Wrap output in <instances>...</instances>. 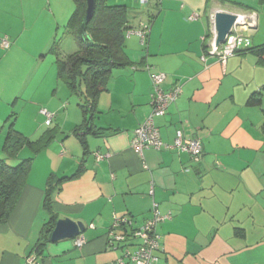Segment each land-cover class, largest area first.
<instances>
[{"label": "crops", "instance_id": "0c3cea01", "mask_svg": "<svg viewBox=\"0 0 264 264\" xmlns=\"http://www.w3.org/2000/svg\"><path fill=\"white\" fill-rule=\"evenodd\" d=\"M141 5L146 16L139 17L134 30L150 22L149 33L145 43L131 30L126 34L130 64L113 69L98 97L93 124L102 129L99 134L73 133L82 113L62 89L56 68L51 79L61 91L50 97L28 91L31 79L21 96L14 85L0 89V158L8 163L29 154L26 146L15 157L5 154L7 122L31 140L51 125L35 124L45 119L41 109L52 111L56 123L54 137L33 155L21 194L0 222V264H26L37 245L39 264H112L122 256L120 248L107 243L113 215L127 214L132 226H140L150 218L153 203L164 216L156 226V264H264V49L221 61L210 47L216 10L255 11L251 43L264 45V0H161L151 11ZM74 6L73 0H0V37L10 41L8 48L0 47V67L8 78L19 66L31 67L33 51L41 55L49 44L48 39L35 42L33 35L52 24L65 27ZM191 14L196 18L190 20ZM25 34L30 35L26 43ZM154 70L166 74L164 89L181 86L167 111L153 116L160 138L170 145L178 130L197 137L202 145L198 161L177 148H146L139 155L130 145L133 129L152 110ZM48 72H34L36 86ZM254 92L260 103L249 105ZM22 116L26 125L18 124ZM95 152L104 157L96 159ZM50 176L57 219L69 217L85 226L80 246L73 238L44 240L48 213L42 200ZM125 264L134 263L126 259Z\"/></svg>", "mask_w": 264, "mask_h": 264}, {"label": "trees", "instance_id": "16d2710c", "mask_svg": "<svg viewBox=\"0 0 264 264\" xmlns=\"http://www.w3.org/2000/svg\"><path fill=\"white\" fill-rule=\"evenodd\" d=\"M73 1L74 10L65 25V31L75 36L77 50L59 56V45L56 43L57 41H53L50 52L56 56L58 78L79 98L77 104L82 113V121L74 128L73 133L77 135L78 132L83 131L99 134L102 129L93 124V117L98 112V97L101 92L107 90L113 69L130 64L124 51L126 34L132 29L130 10L125 5H108L106 0H96L91 18L82 24L86 1ZM87 34L89 38L86 36ZM262 49H264V45L260 47L251 45L239 52L258 53ZM259 103V92L252 93L247 99L249 105ZM262 109L264 114V107ZM9 123L2 143V149L8 157H15L19 150L25 146L30 147L36 153L43 149L55 135L51 134L52 131H45L41 137L31 140L16 130L12 122ZM79 139L85 146L84 138L79 137ZM32 160L33 156L31 155L10 164L5 158H0L1 223L7 220L21 194ZM52 178L50 176L48 179L49 183L42 200V207L48 213V221L44 224V240H49V234L57 220V215L51 209L54 190L51 183ZM37 249L38 245L35 247V251H38Z\"/></svg>", "mask_w": 264, "mask_h": 264}, {"label": "built area", "instance_id": "2783aa9c", "mask_svg": "<svg viewBox=\"0 0 264 264\" xmlns=\"http://www.w3.org/2000/svg\"><path fill=\"white\" fill-rule=\"evenodd\" d=\"M150 0H137L140 4H147ZM159 4L161 0H153ZM236 20L233 23L230 33L224 43L220 44L216 50V54L221 61H224L228 56L238 53L252 45L250 33L256 29L257 14L255 11H243L234 13ZM190 20L196 18V14H191L188 17ZM149 22L143 23L135 31L138 34L142 43H145L147 34L149 33ZM213 37L211 43L215 39V31L212 23ZM130 31L127 32L129 34ZM210 43V44H211ZM10 45V41L6 35L0 38V47L6 49ZM150 69V67H147ZM151 93L150 104L152 106L151 113L146 119L133 129L132 138L130 141L131 147L137 151L139 155L146 148L160 149L162 146L177 148L191 154L193 160L198 161L202 153V145L197 137L184 136L178 130L174 141L170 145H165L160 138V133L157 126L154 124V115H163L168 106L177 99L181 92V86L175 84L169 89H164L166 74L161 71H151ZM41 113L45 116V124L49 125L53 118V113L47 109H41ZM96 159L104 157L103 154L95 152ZM164 219V216L156 208L153 203L150 218H148L140 226H132V218L127 214L113 215L112 222L107 231V243L114 248L122 250V256L116 259L112 264H125L128 259L134 264H156L158 256L155 252L160 248L159 235L156 233L157 224ZM92 226V225H91ZM74 244L80 246L85 239L80 233L73 238ZM26 264H39V258L36 251L30 252L26 258Z\"/></svg>", "mask_w": 264, "mask_h": 264}, {"label": "rangeland", "instance_id": "374dc122", "mask_svg": "<svg viewBox=\"0 0 264 264\" xmlns=\"http://www.w3.org/2000/svg\"><path fill=\"white\" fill-rule=\"evenodd\" d=\"M69 2L71 3V0H69ZM106 3L108 5H125L129 8L130 16H131L130 24L132 26L131 33H132V35H134L135 34L134 28L136 26V23H137L139 17L146 16V11H144L142 9V5L139 2H137V0H106ZM70 5L71 4L68 5L69 8H70ZM145 8H147L150 11H151V9H156L154 1L150 0L149 3H147ZM64 24L65 23H59L58 27L55 24L54 25L52 24V26L50 25V27H51L50 29H41V31L36 33L35 36L33 35L35 42L43 43V41L48 39L47 42H49V44L45 47L44 51H42L41 55H40V53H36V51H33L34 56H32L33 62L32 63L30 62L31 67L30 66L27 67L26 65L19 66V68L15 70L16 72H15L14 77H11V78H8L3 73L4 69L0 67V89H10L14 85V88L16 90V96H21V93L26 88L28 81L31 79L30 88L28 89V91H33L35 93L36 92L37 93H40V92L43 93V91H44L45 92L44 94H46L48 97L54 95L56 92L61 91V90L56 91V88L54 86L55 83L53 82V79H51V74H50L51 70H54L56 68V56L52 52H50L51 47H52L51 45L53 44V41H57L56 43H58V45H59V56L60 55L64 56V55L68 54L66 52L71 53V52L77 50L76 38L72 33L65 31ZM29 36H30L29 34H25V36H24L25 39L23 40V41H25V43H26V39L29 40L28 39ZM127 38H128V35H127ZM23 44H24V42H23ZM35 45H37V44H35ZM48 46H49V48H48ZM16 57H18L19 59H22V56L20 55V53H16ZM48 69H49L48 73L50 75L48 74V76H47V73H46V81L42 82L40 86H36V83L39 81V78L37 75H34V72L36 71V74H38L39 71H42V70L47 71ZM56 71H57V68H56ZM30 76H31V78H30ZM59 83H62V87H63L62 89H64L65 93L67 95H69V97L71 98V102L73 103L74 107L80 111L79 106L77 104L79 101L78 96L76 94H73L67 88V86H65L64 82H59ZM2 98L3 97H1V99ZM15 100H16V97L11 98L9 101V104H10L9 106L12 107ZM22 103L23 102H20V104L17 105V109L19 108V106H21ZM49 112L53 113L52 111H49ZM26 113H24V114L27 115ZM13 117H14V114L11 115V118H13ZM23 117L24 116L21 117L18 124L22 123V121H23V124L26 125L24 120H22ZM26 120H29V118H26ZM44 120L45 119L42 116L41 118H39L36 121L35 124L36 125H39V124L42 125L45 122ZM69 120H71V118ZM50 123H51V125L48 126L47 131H52L51 134L53 135L56 133V130L54 129V125L56 124L54 121V118L51 119ZM9 125H10V123L7 122L5 127H4L5 133H7ZM69 125H71V123L70 124L68 123V126ZM16 126H18V125H16ZM38 136H39V134H38ZM39 137H41V136H39ZM39 137H32V140H36ZM27 148H28V150L27 149L25 150L27 152V154H29V156L30 155L33 156L35 153L32 151V149L30 147H27Z\"/></svg>", "mask_w": 264, "mask_h": 264}, {"label": "water", "instance_id": "95a60500", "mask_svg": "<svg viewBox=\"0 0 264 264\" xmlns=\"http://www.w3.org/2000/svg\"><path fill=\"white\" fill-rule=\"evenodd\" d=\"M86 9L82 24L86 23L92 16L96 0H85ZM236 20V15L231 12L216 10L212 14V23L215 31V39L210 44L211 51L216 52L219 45L224 43L230 33L231 27ZM89 38V35H86ZM85 226L81 221L69 217L58 218L50 232L49 240L56 242L62 239H70L84 232Z\"/></svg>", "mask_w": 264, "mask_h": 264}]
</instances>
